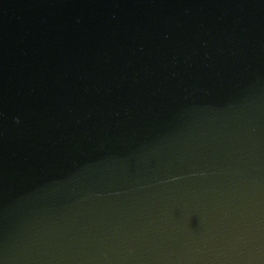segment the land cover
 I'll return each mask as SVG.
<instances>
[{
  "label": "water",
  "instance_id": "water-1",
  "mask_svg": "<svg viewBox=\"0 0 264 264\" xmlns=\"http://www.w3.org/2000/svg\"><path fill=\"white\" fill-rule=\"evenodd\" d=\"M0 264H264V0H0Z\"/></svg>",
  "mask_w": 264,
  "mask_h": 264
}]
</instances>
